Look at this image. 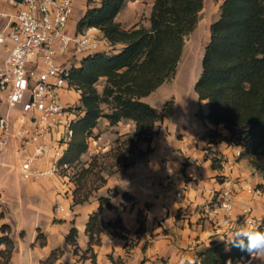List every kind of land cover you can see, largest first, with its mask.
Wrapping results in <instances>:
<instances>
[{"label":"trees","instance_id":"16d2710c","mask_svg":"<svg viewBox=\"0 0 264 264\" xmlns=\"http://www.w3.org/2000/svg\"><path fill=\"white\" fill-rule=\"evenodd\" d=\"M85 2L87 9L77 23L76 33L95 28L110 46L114 49L122 46V49L112 55L98 52L85 57L71 70L69 83L80 93V106L76 107L80 115L71 125L73 134L59 162V166L66 165L69 169L76 167L88 152L89 141L102 118L111 126L124 120L133 121L135 143L149 142L157 123L171 118L173 101L159 111L142 99L174 76L185 38L195 30L205 0H155L149 27L131 30H124L116 21L127 0ZM220 9L219 20L210 27L202 74L194 90L200 101H206L207 120L230 133L227 138L212 132L213 141L229 145L235 140L242 142L246 150L241 158L248 157L252 167L264 171V0H224ZM102 79H106V84L100 93L97 85ZM102 105L111 106L112 112L104 114ZM236 130L242 132L237 134ZM213 155L208 150L206 160H211L213 169H222V161ZM93 171V164L81 170L76 180L75 204L88 201V197L80 198L79 193L85 186L83 181ZM138 221L137 234L141 235L145 232L146 217L139 214ZM260 227L264 228V224ZM105 230L121 240L127 239L129 233L120 218L105 223L98 214L92 215L86 227L89 248L83 257L91 253L93 264H96L93 246L101 244ZM1 232L4 236L0 238V246L6 245L3 264H7L15 244L9 237V226H2ZM41 235L37 240L44 246L46 239ZM77 235L73 228L66 237L76 255L79 254ZM62 255L61 250H54L42 264H57ZM241 257L249 256L230 244L211 242L197 254L194 264H226L229 259L235 264Z\"/></svg>","mask_w":264,"mask_h":264},{"label":"crops","instance_id":"0c3cea01","mask_svg":"<svg viewBox=\"0 0 264 264\" xmlns=\"http://www.w3.org/2000/svg\"><path fill=\"white\" fill-rule=\"evenodd\" d=\"M83 1L86 4L85 0ZM154 1L127 0L116 21L123 23L121 16L124 10L128 13H137L141 10L144 12L147 2L148 7L152 10ZM0 14L7 15V17H0V32H2L9 24L10 18L16 14V9L7 3L0 2ZM77 16L75 12L71 24L75 32L77 23L82 17ZM122 27L128 29L124 23ZM85 33L93 34L101 39L102 46L99 52L112 55L122 49V46L116 47V49L110 46L103 34L95 28L89 29ZM9 47V43L0 44V68L8 56ZM105 84L106 79H102L97 85L100 93L103 92ZM66 95V92L61 94L63 103L67 101L63 99ZM78 95L80 100V93ZM145 100L146 98L143 99V101ZM75 107H79V105ZM21 109V107L10 109L6 103L0 104V118H8L12 126V134L7 139V146L2 153L1 162L7 160L10 154L24 152L26 157L18 167L19 171L22 163L31 155L32 151L31 148L22 146L21 143V122L19 120L22 114ZM200 110L203 118L198 117L200 127L197 126L196 131L192 129L189 131L185 127L178 126L174 122V115L170 119L159 121L157 126L160 128L157 127V134L151 144V147L155 149L154 154L146 162L133 164L126 169L121 168L113 175L104 176L105 183L99 189V196L90 197L82 204L74 202L77 185L69 177L62 178L57 175L40 180L23 179L27 182L28 205L30 208L43 212L45 216L43 220H39L42 225L36 228L35 238L31 241L29 249L30 259L25 264H42L57 249L63 252L57 264H93L91 253L86 254L85 257L83 255L89 248V236L86 233L87 223L94 214H98L100 220L105 223L114 222L120 218L123 226L129 232L126 234L127 239L121 240L113 238L108 231H103L101 244L93 246L96 264H118L119 262L120 264H194L197 254L211 242L229 244L226 239L231 234V229L236 224L244 222L241 212L245 202H251L253 206L255 224L258 226L263 224L264 195L253 198L247 192V187L257 184L264 185V179L252 176V172L247 168L244 160H234L229 144L213 141L208 133L218 129L222 136L227 137V131L222 126L215 127L207 120L206 101L199 100V109L196 115ZM135 129L133 121L124 120L116 126H111L106 119H101L94 130L95 138H91L94 146L90 145L86 154L107 155L115 149L117 144H114V140L116 137L133 135ZM105 140L107 141L105 142ZM208 150L212 151L213 156L218 160L224 157L233 160V166L229 163L220 170L213 169L211 160H206ZM53 161L54 154L50 153L44 161L39 162V167L48 168ZM219 177L223 178L219 179ZM168 179H171L172 182L168 183ZM108 190L120 193L110 201L114 208L119 207L118 210L117 208L110 210L106 206L101 207L99 198H106ZM224 190L235 192L236 203L230 214L221 208V193ZM178 192L183 193L181 198L177 197ZM125 194L128 195L126 200H121ZM5 195L4 191L0 192L1 199ZM31 196H40L41 205L38 206ZM160 200L166 215L148 223L151 210L158 206L157 202ZM121 202L123 205L120 204ZM58 206H61L63 211H59ZM141 212L146 217V221L145 232L140 235L137 234V231L139 229L138 215ZM73 228H76L78 233V255L66 240ZM12 231L13 229L9 234L11 239ZM39 234H42L46 239L44 246H41L37 240ZM22 235H24L23 232ZM137 236L140 238L131 247V239ZM53 241L58 242V247L51 245ZM38 249L39 257L34 262L31 255ZM18 253L19 251L14 248L7 264L19 263L20 255Z\"/></svg>","mask_w":264,"mask_h":264},{"label":"built area","instance_id":"2783aa9c","mask_svg":"<svg viewBox=\"0 0 264 264\" xmlns=\"http://www.w3.org/2000/svg\"><path fill=\"white\" fill-rule=\"evenodd\" d=\"M16 9L9 24L0 32V44L10 45L8 56L0 68V104L10 109L21 107L20 134L22 146L31 148V155L22 163L21 175L25 180H40L49 176H61L59 166L72 137L71 125L80 113L75 106L62 102L61 94L74 90L69 79L73 67L80 65L85 57L101 50V39L90 33L78 34L71 24L76 12V0H0ZM0 17H7L0 14ZM92 29V28H91ZM12 134L8 118H0V164L1 156ZM232 158L240 159L246 147L235 140ZM50 153L54 161L48 168L39 167ZM226 166L234 161L221 159ZM172 180L168 179V183ZM184 189V188H183ZM253 197L264 195V190L248 186ZM182 192L177 193L181 198ZM235 192L221 193V208L230 214L235 207ZM59 211H63L58 206ZM251 202L242 206V220L253 217ZM162 224V222H160Z\"/></svg>","mask_w":264,"mask_h":264},{"label":"rangeland","instance_id":"374dc122","mask_svg":"<svg viewBox=\"0 0 264 264\" xmlns=\"http://www.w3.org/2000/svg\"><path fill=\"white\" fill-rule=\"evenodd\" d=\"M223 1L224 0H205L204 9L200 13V15L203 14V18L198 20L195 30L185 38L183 53L177 65L174 76L171 77L170 80H167L148 97H145V101H143L144 98L142 99L143 102L148 103L159 111L163 109L167 102L173 101L174 109L172 116L174 115V122L180 127H185V129L189 131L191 129L196 131L197 126L200 124L198 119L203 118L201 110L199 111V114L196 115L199 109V100L197 94L195 93L194 87L202 74V59L205 53V48L210 42V27L213 23L219 20L221 15L220 8ZM86 9L87 6L83 0H76L77 17L82 16ZM151 12L152 10L150 7H148V2L145 4L144 12L141 10L137 11V13H128V11L124 10V12H122L123 15L121 16V21L125 24V27H128V29L124 30H131L141 26L148 28L150 24L149 20L151 17ZM123 23H119L121 27L123 26ZM64 92H66L67 95L63 97V99L67 100L65 102L67 105L80 106L79 95L75 90H66ZM102 110L104 114H110L112 112V107L109 105H102ZM157 127L158 129L160 128V126L156 125L155 134L149 142L135 143L137 139L135 132L133 135L116 137L114 144L117 145L112 152L107 153V155H103L101 153H92V155L84 154L81 157L80 163L76 167H73L75 169L71 168L70 172L69 170H60V175L68 176L69 179L71 178L75 180L74 182L76 184V180H78L80 177L81 170L83 168H87L86 166L93 164L94 171L83 181L85 186L79 193V197H88V199L90 197H98L99 189L105 183L104 176L113 175L121 168L126 169L133 164L146 162L148 158L154 154L155 149L151 147V144L155 135L157 134ZM212 132L220 134L218 129ZM236 132L239 134L242 132V130H236ZM227 134V138H230V133L228 131ZM208 135L212 136L211 132L208 133ZM94 138L95 135H92V139ZM106 141L107 140H105V142ZM89 142L90 145L94 146L91 139ZM9 149H11L10 146ZM9 156L10 157L8 159L6 158L7 160L1 162L0 166V192L4 191L6 194L5 197L3 196L2 199L0 198V238L4 236V233L2 234L1 232L2 226H9L10 232L13 229L12 239L15 242L16 250L19 251L18 255H20V262L14 264H25L27 260L30 259L29 254L31 253L29 249L31 241H33L35 238L36 228L42 225V222L39 220H43L45 216L43 215V212L30 208L28 205L27 199L29 194L26 192L27 182L23 180L18 169V167L21 165V162L26 157V154L21 152L15 155L10 154ZM241 159L246 162L247 168H249L252 172V176L264 179V171H262L260 168L252 167L251 160L248 157ZM221 178L223 177H219V179ZM255 186L261 190H264V185L257 184ZM117 195H120V193L115 190H108L106 198H99L101 207L106 206L110 210L115 208L118 210L119 207L114 208V206L110 203V201L116 198ZM31 198L34 202L36 201L38 206L41 205L40 196H31ZM125 198L126 197H121V200L125 201ZM120 204L123 205L122 202ZM157 204L158 206L154 207V209L150 212L148 223L154 221V219L157 220L160 217L166 215V211L161 206V200L157 202ZM141 214L143 215L142 212ZM22 232L24 235H22ZM139 238L140 237L138 236L132 238L130 246L133 247L136 240ZM51 245L58 247L59 244L58 242L53 241ZM5 247L6 245L0 246V264H3L6 259ZM38 252L39 249L35 252H32L31 258L34 262H36L39 257ZM244 259L248 260L249 257ZM118 264H120V262ZM252 264H264V258H261V260H253Z\"/></svg>","mask_w":264,"mask_h":264},{"label":"clouds","instance_id":"9594fccd","mask_svg":"<svg viewBox=\"0 0 264 264\" xmlns=\"http://www.w3.org/2000/svg\"><path fill=\"white\" fill-rule=\"evenodd\" d=\"M226 241L249 256L248 260L241 257L235 264H252L253 260L264 258V228L250 218L246 217L242 224H236ZM226 264H233V260L229 259Z\"/></svg>","mask_w":264,"mask_h":264},{"label":"water","instance_id":"95a60500","mask_svg":"<svg viewBox=\"0 0 264 264\" xmlns=\"http://www.w3.org/2000/svg\"><path fill=\"white\" fill-rule=\"evenodd\" d=\"M203 18V14H201L199 17H198V20H201Z\"/></svg>","mask_w":264,"mask_h":264}]
</instances>
